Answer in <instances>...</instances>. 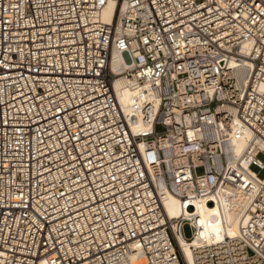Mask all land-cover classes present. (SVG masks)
<instances>
[{
	"label": "built area",
	"instance_id": "2783aa9c",
	"mask_svg": "<svg viewBox=\"0 0 264 264\" xmlns=\"http://www.w3.org/2000/svg\"><path fill=\"white\" fill-rule=\"evenodd\" d=\"M261 156L264 0H0V264H186L177 233L225 188L238 233L195 264H264Z\"/></svg>",
	"mask_w": 264,
	"mask_h": 264
},
{
	"label": "bare ground",
	"instance_id": "6f19581e",
	"mask_svg": "<svg viewBox=\"0 0 264 264\" xmlns=\"http://www.w3.org/2000/svg\"><path fill=\"white\" fill-rule=\"evenodd\" d=\"M115 13L116 4L114 1H111L104 11V19L110 22L115 16ZM127 66L128 64L123 55L114 51L111 60V69L116 74L120 75ZM246 75L247 72L245 69L241 68L238 70L240 79H245ZM115 86L122 108L127 111L132 102V90L127 86V82L122 76L117 78ZM243 147L244 142L239 143V150H242ZM158 184L162 194L165 211L170 220L179 219L185 215L187 217L192 215L191 212L184 209L181 200L168 191L164 183L159 182ZM220 196L223 207H221L219 203L216 206H209L205 201H199L194 204L196 206V217L191 218V220L198 228L196 239L186 240L180 233H177L178 245L186 264H195L192 247L198 246L201 241L206 240L210 244H220L224 242L226 238L236 237L241 213L249 199L246 195L233 188L223 189L220 192ZM228 205L231 207H227ZM175 230L177 232L180 231V225H176Z\"/></svg>",
	"mask_w": 264,
	"mask_h": 264
},
{
	"label": "rangeland",
	"instance_id": "374dc122",
	"mask_svg": "<svg viewBox=\"0 0 264 264\" xmlns=\"http://www.w3.org/2000/svg\"><path fill=\"white\" fill-rule=\"evenodd\" d=\"M262 160H264V156L260 157ZM255 171H258L257 169H254ZM264 176V174L262 175V177Z\"/></svg>",
	"mask_w": 264,
	"mask_h": 264
}]
</instances>
